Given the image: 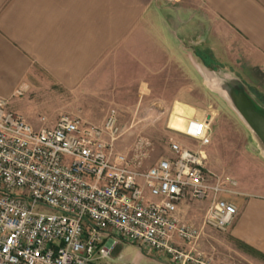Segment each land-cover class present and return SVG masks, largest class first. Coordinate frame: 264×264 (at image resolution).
Instances as JSON below:
<instances>
[{"label": "crops", "instance_id": "crops-1", "mask_svg": "<svg viewBox=\"0 0 264 264\" xmlns=\"http://www.w3.org/2000/svg\"><path fill=\"white\" fill-rule=\"evenodd\" d=\"M194 57L264 92V0H0V97L36 129L61 115L100 124L110 107L192 96ZM254 159L264 172V158ZM237 186L224 241L264 254V182ZM193 211L186 204L179 215Z\"/></svg>", "mask_w": 264, "mask_h": 264}, {"label": "built area", "instance_id": "built-area-1", "mask_svg": "<svg viewBox=\"0 0 264 264\" xmlns=\"http://www.w3.org/2000/svg\"><path fill=\"white\" fill-rule=\"evenodd\" d=\"M121 133L115 108L100 124L61 115L36 129L0 97V264H101L121 242L213 264L194 242L205 227L225 230L238 208L225 196L237 182L204 165L209 120L183 132L198 149L171 142V156L145 171L114 151ZM185 199L209 201L200 226L181 219Z\"/></svg>", "mask_w": 264, "mask_h": 264}, {"label": "rangeland", "instance_id": "rangeland-1", "mask_svg": "<svg viewBox=\"0 0 264 264\" xmlns=\"http://www.w3.org/2000/svg\"><path fill=\"white\" fill-rule=\"evenodd\" d=\"M208 67L203 66L199 59L193 58L192 96L177 97L175 101L173 99L171 105H168L169 103L163 98H149L147 106H142L139 100V103L132 107H110L108 111L111 108L116 109L122 128V133L114 142L113 149L127 155L137 170L145 171L160 159L171 156V142H178L193 150L198 149V142L183 132L191 122L207 118L212 136L210 142L201 147L206 155L204 165L207 170L216 176H230L244 188L260 190L257 185L264 182V172L259 169L254 157L264 158V146L258 135L235 110L230 98L226 93L221 92L218 82L224 79L234 82L235 88L242 89L261 110H264V92L226 68L215 64ZM172 121H180L182 131L174 129ZM237 187L236 185L235 191L226 193L225 196L228 200H230L229 197L235 198L234 202L239 208L237 199L240 191ZM186 204L191 205L194 211L183 217L196 225L209 201L185 199L179 204V209ZM210 230L207 238L214 248L209 250L200 242L203 231L194 242L193 252L197 253L200 260L213 264H264V258L257 252L244 246L239 248L238 244L231 239L224 241V230L211 228ZM182 249L187 250L184 244ZM211 256L214 261H211ZM100 263L181 264L175 262L169 254L130 242L118 243L110 258Z\"/></svg>", "mask_w": 264, "mask_h": 264}, {"label": "water", "instance_id": "water-1", "mask_svg": "<svg viewBox=\"0 0 264 264\" xmlns=\"http://www.w3.org/2000/svg\"><path fill=\"white\" fill-rule=\"evenodd\" d=\"M224 81L225 79L220 80L218 85L227 93L235 110L238 111L250 128L258 135L264 146V110L259 109L242 89L235 88L234 82Z\"/></svg>", "mask_w": 264, "mask_h": 264}, {"label": "bare ground", "instance_id": "bare-ground-1", "mask_svg": "<svg viewBox=\"0 0 264 264\" xmlns=\"http://www.w3.org/2000/svg\"><path fill=\"white\" fill-rule=\"evenodd\" d=\"M202 71L204 72V69L202 68ZM205 73V72H204ZM222 93H226L224 90H222L221 91ZM226 95H227V93H226ZM228 96V95H227ZM196 114V113H195ZM206 114V113H205ZM199 115H200V113H199ZM200 117V116H199ZM243 118V117H242ZM176 119V118H175ZM201 119V118H200ZM243 120H244V118H243ZM245 121V120H244ZM171 122V121H170ZM173 122V121H172ZM169 125H171V124H169ZM172 127L174 128V129H176V130H180V131H182V129H183V127H182V123H180V121H175V122H173V125H172ZM188 127V126H187ZM187 127H185V130H187Z\"/></svg>", "mask_w": 264, "mask_h": 264}, {"label": "trees", "instance_id": "trees-1", "mask_svg": "<svg viewBox=\"0 0 264 264\" xmlns=\"http://www.w3.org/2000/svg\"><path fill=\"white\" fill-rule=\"evenodd\" d=\"M247 248L250 249V250H252V251L257 252L256 250H254V249H252V248H250V247H247ZM257 253L260 254L262 258H264V254H262V253H260V252H257Z\"/></svg>", "mask_w": 264, "mask_h": 264}]
</instances>
